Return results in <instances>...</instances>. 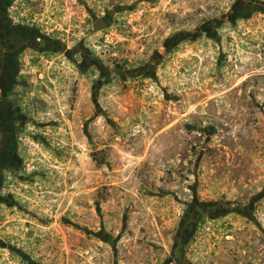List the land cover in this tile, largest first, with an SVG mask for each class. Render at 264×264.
<instances>
[{"label": "rangeland", "instance_id": "374dc122", "mask_svg": "<svg viewBox=\"0 0 264 264\" xmlns=\"http://www.w3.org/2000/svg\"><path fill=\"white\" fill-rule=\"evenodd\" d=\"M168 262L264 264V0H0V264Z\"/></svg>", "mask_w": 264, "mask_h": 264}, {"label": "water", "instance_id": "95a60500", "mask_svg": "<svg viewBox=\"0 0 264 264\" xmlns=\"http://www.w3.org/2000/svg\"><path fill=\"white\" fill-rule=\"evenodd\" d=\"M201 207H206V204H200ZM178 237L176 236L174 238V243H173V251L175 250L176 251V255L177 257L181 258L182 256V251H181V244H180V241L177 239Z\"/></svg>", "mask_w": 264, "mask_h": 264}, {"label": "flooded vegetation", "instance_id": "af4514ba", "mask_svg": "<svg viewBox=\"0 0 264 264\" xmlns=\"http://www.w3.org/2000/svg\"><path fill=\"white\" fill-rule=\"evenodd\" d=\"M2 27H3V25H2ZM5 30L7 29V27H3ZM9 70V72L11 73V75L10 76H12V75H15V73H14V70L16 71V66H12L10 69H8ZM13 73V74H12ZM166 264H170V262H168V263H166Z\"/></svg>", "mask_w": 264, "mask_h": 264}]
</instances>
